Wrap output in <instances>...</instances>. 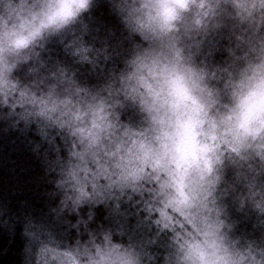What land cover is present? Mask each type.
I'll list each match as a JSON object with an SVG mask.
<instances>
[{
	"label": "clouds",
	"instance_id": "1",
	"mask_svg": "<svg viewBox=\"0 0 264 264\" xmlns=\"http://www.w3.org/2000/svg\"><path fill=\"white\" fill-rule=\"evenodd\" d=\"M0 264H264V0H0Z\"/></svg>",
	"mask_w": 264,
	"mask_h": 264
}]
</instances>
